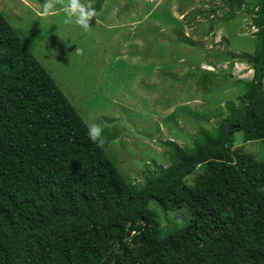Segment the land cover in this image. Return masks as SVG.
Wrapping results in <instances>:
<instances>
[{
  "label": "trees",
  "instance_id": "1",
  "mask_svg": "<svg viewBox=\"0 0 264 264\" xmlns=\"http://www.w3.org/2000/svg\"><path fill=\"white\" fill-rule=\"evenodd\" d=\"M224 3L222 22L249 5ZM249 6L256 32L253 52L239 58L253 71L243 94L192 145L170 142L167 166L143 184L89 139L0 12V264H264V160L233 146L237 132L244 143L264 142V0ZM199 75L202 90L217 78ZM182 208L187 221L163 230L158 212Z\"/></svg>",
  "mask_w": 264,
  "mask_h": 264
},
{
  "label": "rangeland",
  "instance_id": "2",
  "mask_svg": "<svg viewBox=\"0 0 264 264\" xmlns=\"http://www.w3.org/2000/svg\"><path fill=\"white\" fill-rule=\"evenodd\" d=\"M43 2L0 0V12L84 123L102 126L104 149L132 183L167 166L170 142L190 146L200 128L213 129L217 109L225 117V103L236 101L252 78L240 55L254 50L249 5L257 0H246L224 22V0H103L100 23L93 20L87 31L65 24L60 5L54 17L41 19ZM84 2L94 8L97 0ZM191 73L217 78L202 90L205 79ZM233 141L264 160V142L244 143L241 132ZM198 172L185 178L187 185ZM158 214L166 231L187 221L184 208Z\"/></svg>",
  "mask_w": 264,
  "mask_h": 264
},
{
  "label": "clouds",
  "instance_id": "3",
  "mask_svg": "<svg viewBox=\"0 0 264 264\" xmlns=\"http://www.w3.org/2000/svg\"><path fill=\"white\" fill-rule=\"evenodd\" d=\"M58 5L62 7L65 15V24H75L87 31L92 27L93 20H95V25L100 23L97 11L90 3H85L84 0H44L38 15L41 19L54 17L57 14ZM88 137L98 146H103L105 143L103 128L98 123L89 124Z\"/></svg>",
  "mask_w": 264,
  "mask_h": 264
}]
</instances>
